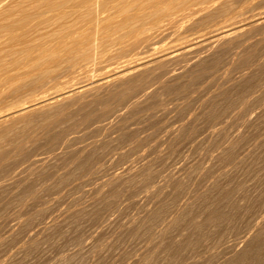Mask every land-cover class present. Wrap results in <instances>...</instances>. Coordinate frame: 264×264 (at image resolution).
I'll use <instances>...</instances> for the list:
<instances>
[{
	"label": "rangeland",
	"instance_id": "obj_1",
	"mask_svg": "<svg viewBox=\"0 0 264 264\" xmlns=\"http://www.w3.org/2000/svg\"><path fill=\"white\" fill-rule=\"evenodd\" d=\"M110 1L91 46L0 47V115L141 66L0 125V264H264V0ZM145 3L171 9L127 18ZM36 64L54 80L23 87Z\"/></svg>",
	"mask_w": 264,
	"mask_h": 264
},
{
	"label": "bare ground",
	"instance_id": "obj_2",
	"mask_svg": "<svg viewBox=\"0 0 264 264\" xmlns=\"http://www.w3.org/2000/svg\"><path fill=\"white\" fill-rule=\"evenodd\" d=\"M107 1V0H106ZM110 1V0H109ZM123 1V0H122ZM127 1V0H126ZM125 1V2H126ZM130 1V0H128ZM138 1V0H136ZM140 1V0H139ZM147 1V0H146ZM168 0H156L157 3H163V2H166ZM213 1H219V0H189V1H186V0H174L173 3H175V5L179 8L180 12L182 14H186V16L188 14H194L196 13L197 11H203L205 10L206 8H209L211 6V3ZM221 1V0H220ZM111 2V1H110ZM109 2V3H110ZM119 2V1H118ZM133 2V1H132ZM130 2V3H132ZM143 2V1H141ZM145 2V0H144ZM148 2V1H147ZM172 2V1H170ZM195 2H197L198 4H201L200 8L197 10L195 9ZM222 2V1H221ZM98 3H102V2H98ZM97 0H0V47H8V49L11 47H14L16 49V47L18 48V46H22L23 48H25V56L23 57L26 61L28 60V62L30 61L31 63V60H35V59H42V61L44 60L43 58H41L44 54L40 53L39 51V54H34L33 52L34 51H37V50H41L42 51V48H46V47H52V48H80V47H87V45H92L94 39L96 38V31H97V23L99 21L98 19V8L96 7L97 6ZM106 3V2H105ZM108 3V2H107ZM106 3V4H107ZM108 3V4H109ZM121 3V1H120ZM119 3V4H120ZM167 3V2H166ZM171 3V4H173ZM217 3V2H216ZM234 3V2H233ZM129 4V3H128ZM135 4V2L133 3ZM218 4V3H217ZM227 4V3H226ZM232 4V2H231ZM230 4V5H231ZM117 5V4H116ZM115 5V6H116ZM122 5V4H121ZM126 5V4H124ZM137 5V4H136ZM168 5V4H167ZM222 5H224V3H222ZM229 6V3L227 4ZM115 6L111 5V6H104V10H109L110 12H115ZM119 6V5H118ZM123 6V5H122ZM132 6V5H131ZM130 6V7H131ZM135 6V5H133ZM164 6V5H163ZM197 6V5H196ZM220 6L221 8V5H218ZM232 6V5H231ZM99 7H101V5L99 4ZM129 7V6H128ZM160 7H161V4H160ZM157 8L154 6L153 3H145L144 4H141V5H138L136 7H134L133 11L128 14L129 16H127V18H132V17H135L140 11H144V12H147L148 14H153L154 16H156L155 18V22H160L162 20H160L161 18L164 20L167 16V14L165 13V11L167 9H169L168 7H170L168 5V7L164 9H161V8ZM174 7V6H173ZM176 7V8H177ZM216 7V6H214ZM233 7H234V4H233ZM102 8V7H101ZM132 8V7H131ZM224 8H230V7H223ZM120 9V7H119ZM122 9V7H121ZM128 10V8H126ZM124 9V10H126ZM171 9V8H170ZM169 9V10H170ZM173 9V8H172ZM231 9V8H230ZM229 9V10H230ZM123 10V11H124ZM126 10V12H127ZM130 10V9H129ZM128 10V12H129ZM228 10V9H227ZM100 11V9H99ZM106 12V13H109ZM121 13H123L122 10H120ZM172 11V10H171ZM212 11V10H210ZM141 12V13H142ZM173 12V11H172ZM179 12V11H178ZM215 12V10H214ZM223 12V11H222ZM118 13V12H117ZM116 13V14H117ZM125 13V12H124ZM174 13V12H173ZM176 13V12H175ZM174 13V14H175ZM205 13V12H203ZM207 13H209V11H207ZM219 13L221 12H218L216 14V16L214 15V17L216 18ZM227 13V12H226ZM103 14V13H102ZM114 14V13H112ZM115 14V15H116ZM140 14V13H139ZM138 14V15H139ZM171 14V13H170ZM201 14V13H200ZM206 14V13H205ZM203 14V15H205ZM224 13H221V15H223ZM100 15V14H99ZM105 15V14H104ZM141 15V14H140ZM147 15V14H146ZM145 15V16H146ZM152 15V16H153ZM166 15V16H165ZM220 15V16H221ZM101 16V15H100ZM118 16V15H116ZM170 15H168L169 17ZM173 16V14H172ZM211 17L213 16V14L210 15ZM209 16V17H210ZM109 17V16H108ZM108 17L106 18L108 20ZM137 17V16H136ZM164 17V18H163ZM167 17V18H168ZM202 17V16H201ZM207 18H209L208 16H206ZM126 15H124L123 17H121L119 19V22H120V32H118L120 34L119 37H117V39L119 40V43L120 44H127V42H136V41H140L142 39H137L135 38L134 40H132L134 37L132 36H129L126 38V29L123 27V25L125 26V23H126ZM139 19V17H137ZM142 18V17H140ZM154 18V17H153ZM103 19V17H102ZM135 20H137L136 18H134ZM149 19V18H148ZM178 19V18H177ZM105 21V19H103ZM103 20H100L103 21ZM110 20V19H109ZM134 20V21H135ZM142 20V19H141ZM144 20V18H143ZM152 20V19H150ZM160 20V21H159ZM247 20V19H246ZM133 21V18L132 20ZM138 21L137 20V24H138ZM147 22V19L145 20ZM205 21V20H204ZM213 21V20H212ZM241 21V20H239ZM249 21V19H248ZM99 22V23H100ZM153 22V21H152ZM170 24H171V20L169 21ZM168 22V23H169ZM174 22V21H173ZM250 22V21H249ZM257 22V21H256ZM98 23V24H99ZM106 23V22H105ZM118 23V22H117ZM115 23V24H117ZM128 23V21H127ZM129 23L131 24L130 20H129ZM135 23V22H132V24ZM140 23V21H139ZM144 23V21L142 22ZM157 23V24H158ZM167 23V24H168ZM175 23V22H174ZM194 23V22H193ZM245 23V22H244ZM102 24V22H101ZM123 24V25H122ZM135 24V26L137 25ZM152 24H155L156 26V23H152ZM161 24V23H160ZM165 24V23H164ZM169 24V25H170ZM197 24V23H196ZM259 24V23H258ZM110 25V24H108ZM128 26V24H126ZM134 25V24H133ZM141 25V24H140ZM236 25V23H235ZM252 25V23H251ZM107 27V25H105ZM119 26V25H118ZM142 26V25H141ZM149 26V25H148ZM154 29V26L151 25ZM130 27V26H129ZM128 27V28H129ZM131 27H133L131 25ZM151 27V29H152ZM228 26H226L227 28ZM234 27V26H233ZM251 27V26H250ZM104 28V27H103ZM148 28V27H147ZM145 28V31L146 29ZM150 28V27H149ZM148 28V29H149ZM157 28H158V25H157ZM108 29V28H107ZM105 29V30H107ZM125 29V33H122L121 31ZM139 29V28H138ZM147 29V30H148ZM156 29V28H155ZM222 29V28H221ZM231 29V27H230ZM233 29V28H232ZM238 29V27H237ZM111 30V29H110ZM115 30H118V29H115ZM112 31V30H111ZM136 30H128V33L129 32H135ZM229 31V30H228ZM237 31V30H236ZM236 31H235V34H236ZM101 32V30L99 31ZM107 32H109L107 30ZM116 32V31H115ZM142 32V30H141ZM140 32V34H141ZM148 32V31H147ZM213 32V31H212ZM224 32V31H223ZM221 32V35H223ZM226 32V31H225ZM231 32V30L229 31ZM105 32H103L104 34ZM112 33V32H110ZM117 33V32H116ZM127 33V34H128ZM149 33V32H148ZM218 33V32H217ZM108 33H106L107 35ZM113 34H114V31H113ZM118 34V35H119ZM139 34V33H138ZM216 34V33H215ZM225 34V33H224ZM228 34V33H227ZM233 34V36L235 35ZM98 35V33H97ZM109 35V34H108ZM116 35V34H115ZM131 35V34H130ZM217 35V34H216ZM215 35V36H216ZM219 35V37L221 36ZM232 35V34H231ZM117 36V35H116ZM139 36V35H138ZM210 36V35H208ZM207 36V37H208ZM227 36V35H226ZM244 36V35H243ZM114 37V36H113ZM231 37V36H230ZM101 39L100 40H103L102 37H100ZM216 38V37H215ZM218 38V37H217ZM216 38V39H217ZM106 39V38H105ZM105 39H104V43H105ZM111 39H113L111 37ZM110 39V40H111ZM228 39V38H227ZM96 40V39H95ZM109 40V41H110ZM117 40V41H118ZM145 41H147L148 39L144 38ZM223 40V39H222ZM112 41V40H111ZM116 41V38L115 40ZM210 41V40H209ZM214 41V40H213ZM205 42V41H203ZM208 42V41H207ZM99 43V42H97ZM108 43V41H107ZM113 43V42H112ZM139 43V42H138ZM137 43V44H138ZM103 44V43H102ZM108 44H111L110 42ZM114 44V43H113ZM112 44V45H113ZM120 44H119V47H120ZM206 44V43H205ZM90 45V46H91ZM97 45V44H95ZM130 45V44H129ZM122 46V45H121ZM184 46V45H183ZM194 46V45H193ZM196 46V45H195ZM200 46V45H199ZM95 47V46H94ZM109 47V46H108ZM178 47V46H177ZM10 48V49H11ZM89 48V47H88ZM102 48V47H101ZM127 48H128V44H127ZM184 48V47H183ZM186 48V47H185ZM90 49H92L90 47ZM178 49V48H177ZM14 50V49H13ZM19 50V49H18ZM54 50V49H53ZM60 50V49H59ZM82 50V49H81ZM126 50V49H125ZM170 50V49H169ZM176 50V49H175ZM182 50V49H180ZM184 50V49H183ZM187 50V49H186ZM202 50V49H201ZM200 50V51H201ZM48 51V50H47ZM58 51V50H57ZM75 51V50H73ZM84 51V50H83ZM124 51V50H123ZM174 51V50H173ZM6 52V51H5ZM13 53V51H11ZM54 52V51H53ZM72 52V51H71ZM70 52V53H71ZM97 52V51H96ZM164 52V51H163ZM178 52V51H177ZM16 53V52H14ZM13 53V54H14ZM37 53V52H36ZM56 53V52H54ZM75 53V52H74ZM92 53V52H91ZM125 53V52H124ZM161 53V52H160ZM172 54V52H170ZM168 53V55L170 54ZM181 53V52H180ZM22 54V53H21ZM52 54V53H51ZM50 54V55H51ZM83 54V53H80V55ZM90 54V53H88ZM118 54V53H117ZM163 54V53H162ZM167 54V53H166ZM177 54V53H176ZM46 55V53H45ZM49 55V56H50ZM68 55V53H67ZM71 55V54H70ZM87 55V54H86ZM123 55V54H122ZM173 55V54H172ZM13 56V55H12ZM19 56V54H18ZM47 56V57H49ZM79 56V55H78ZM77 56V58H78ZM94 56V55H93ZM92 56V57H93ZM117 56V55H116ZM150 56H153V55H150ZM158 56V55H156ZM155 56V57H156ZM160 56V55H159ZM166 56V55H165ZM170 56V55H169ZM203 56V55H202ZM22 57V56H21ZM84 57V56H83ZM114 57V56H113ZM112 57V58H113ZM120 57V56H119ZM124 57V55H123ZM173 57V56H172ZM198 57V56H197ZM7 58V57H6ZM21 58V59H23ZM45 60H46V57H44ZM52 58H54L52 56ZM61 58V57H60ZM71 58V57H70ZM122 58V57H121ZM152 58V57H151ZM166 58V57H165ZM1 59V57H0ZM20 59V58H18ZM74 59V58H73ZM89 59V58H88ZM88 59H86L88 61ZM198 59V58H197ZM44 60V61H45ZM69 60V59H68ZM66 59V61H68ZM79 59H77L78 61ZM82 60V59H81ZM80 60V61H81ZM112 60V59H111ZM124 60V59H123ZM130 60V59H129ZM128 60V61H129ZM132 60V59H131ZM161 60V59H159ZM14 61V60H13ZM40 61V62H42ZM157 61V60H156ZM18 62V60L16 61ZM15 62V63H16ZM49 62V61H48ZM52 62V61H51ZM65 62V61H64ZM76 62V61H74ZM82 62V61H81ZM81 62L79 64H81ZM84 62V61H83ZM131 62V61H130ZM134 62V61H133ZM67 63V62H66ZM69 63V62H68ZM85 63V62H84ZM88 63V62H87ZM119 63V62H118ZM153 63V62H152ZM8 64V63H7ZM42 64V63H41ZM73 63H71V66H72ZM121 64V63H120ZM140 63H134L130 66H127V65H124L122 66L121 68H117V70L113 71L111 74L109 75H105L103 77H101L100 79H98L97 81H89L87 83H84V84H81L77 87H72V86H67L65 87L64 89L62 90H56L54 91L55 93H50L49 95H47L46 98H43L41 100H39L38 102H35V103H32L30 105H26L25 107H19V108H16L15 110L13 111H10V112H7V113H4V114H1L0 115V125H2V123H6L7 121L9 120H13L15 118V116H23L25 114L26 111H28V108L30 107H35L36 105H39V109L40 108H44V107H52L58 103L62 104V101H64L65 99H68L70 97H73V95H77V94H80L82 92H87L88 90L92 89L93 87L96 88V86H100V85H104V84H108L116 79H119L123 76H125L127 73L130 72V69H132L133 67L135 68L137 65H139ZM144 64V63H143ZM15 65V64H14ZM40 65V64H39ZM39 65H35L33 68H31L30 71H27L25 74L28 75V82L24 85L23 87H34V86H37L39 85L41 88L44 89V85H45V81L46 82H49V80H54L52 78H50L51 76L49 75V71L52 70V69H49L47 66L45 67L44 66H39ZM60 65L62 66V64L60 63ZM82 65H84L82 63ZM81 65V66H82ZM8 66V65H7ZM22 66V65H21ZM59 65H57V67H61ZM69 66V65H68ZM80 66V67H81ZM145 66V65H144ZM148 66V65H147ZM2 67V66H1ZM0 67V68H1ZM32 67V66H31ZM70 67V66H69ZM68 67V68H69ZM73 67H76L75 65ZM78 67V66H77ZM95 67V66H94ZM141 67V66H140ZM138 66L137 69L140 68ZM26 68V67H24ZM48 68V70H47ZM67 68V67H66ZM64 69L65 71H67V69ZM55 69V68H54ZM53 69V70H54ZM58 69V68H57ZM63 69V68H62ZM74 69V68H72ZM76 69V68H75ZM116 69V68H115ZM22 70V69H20ZM71 70V69H70ZM133 70V69H132ZM10 71V70H9ZM33 71H36L37 73H33ZM2 72V71H0ZM15 72V71H14ZM17 72V71H16ZM15 72V73H16ZM133 72V71H131ZM13 73V72H12ZM20 73V72H19ZM55 73V72H54ZM63 73V72H62ZM58 74V73H57ZM54 75L55 77L58 75ZM61 74V73H60ZM77 74V73H76ZM71 75V74H70ZM98 75V74H97ZM103 75V74H102ZM68 76V75H67ZM53 77V78H55ZM22 78V77H21ZM99 78V77H98ZM25 79V78H24ZM0 80H10V75L9 74H4L3 77H0ZM17 80V79H16ZM89 80V79H88ZM86 81V80H85ZM17 82V81H16ZM52 82V81H50ZM80 82V81H79ZM55 83V82H54ZM57 83V82H56ZM60 83V82H59ZM78 83V82H77ZM118 83V82H117ZM11 84V83H10ZM44 84V85H43ZM80 84V83H79ZM114 84V83H113ZM116 84V83H115ZM120 84V83H119ZM20 85V84H18ZM17 85V86H18ZM58 85V84H57ZM71 85H75V84H71ZM55 86V85H54ZM12 87V86H11ZM19 87V86H18ZM39 87V89H40ZM53 87V86H52ZM51 87V88H52ZM115 87V86H114ZM19 88H22V87H19ZM98 88V87H97ZM31 89V88H30ZM38 89V88H37ZM46 89V88H45ZM49 89V88H48ZM19 90V89H18ZM51 90V89H50ZM96 90V89H95ZM14 91V90H12ZM17 91V89H16ZM3 92V90H2ZM15 92V91H14ZM28 92V91H27ZM13 93V92H12ZM30 93V91H29ZM1 94V93H0ZM42 94V93H41ZM44 94V92H43ZM84 94V93H82ZM15 95V94H14ZM23 96V95H22ZM17 98V97H16ZM15 98V99H16ZM21 98V97H20ZM26 98H27V95H26ZM28 99V98H27ZM30 99V98H29ZM24 100V98H23ZM26 100V99H25ZM7 101V100H6ZM10 101V100H9ZM18 102V101H16ZM22 102V101H21ZM29 102V101H28ZM5 103V102H4ZM17 105V104H16ZM67 105V104H66ZM6 107V106H5ZM8 107V106H7ZM55 107V106H54ZM63 107V106H62ZM36 108V107H35ZM58 108V106H57ZM27 109V110H26ZM34 109V108H33ZM37 109V108H36ZM31 111V110H30ZM63 111V110H62ZM14 114H16L14 116ZM58 114V113H57ZM29 118V117H28ZM38 118V117H37ZM58 119V118H57ZM33 120V119H32ZM60 120V119H59ZM117 120V119H116ZM22 128V127H21ZM8 131V130H7ZM5 131V132H7ZM10 133V132H9ZM12 133V132H11ZM74 133V132H73ZM4 134V133H3ZM7 134V133H6ZM4 134V135H6ZM4 137V136H3ZM2 137V138H3ZM15 138V137H14ZM1 139V137H0ZM19 140V139H18ZM3 141V140H2ZM17 157V156H16ZM1 167V166H0Z\"/></svg>",
	"mask_w": 264,
	"mask_h": 264
}]
</instances>
